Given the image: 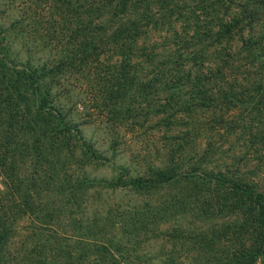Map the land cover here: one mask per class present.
Segmentation results:
<instances>
[{"label":"trees","instance_id":"16d2710c","mask_svg":"<svg viewBox=\"0 0 264 264\" xmlns=\"http://www.w3.org/2000/svg\"><path fill=\"white\" fill-rule=\"evenodd\" d=\"M263 159L264 0H0V264H264Z\"/></svg>","mask_w":264,"mask_h":264},{"label":"rangeland","instance_id":"374dc122","mask_svg":"<svg viewBox=\"0 0 264 264\" xmlns=\"http://www.w3.org/2000/svg\"><path fill=\"white\" fill-rule=\"evenodd\" d=\"M179 1L181 2L182 0H179ZM184 1L185 2H196L197 0H184ZM78 110H79V107H78ZM72 115L74 116V118L76 120H78L80 122L83 133L86 136L91 137V139H93L95 141V144H97L99 146V148L105 149L106 148V143H105L106 135H105V132L102 128V125H100L99 123L93 122V121L88 123L86 118L89 119V116L88 115H82L81 111H74V112H72ZM145 127H147V126H145ZM145 127L142 126L136 132L133 131V133L127 132L123 141H122V138L120 139L121 141L119 143V146L123 147L124 151L123 152L120 151L119 153L115 154V156H113V159L115 160L116 163L117 162H120V163L131 162V159L129 156L130 152H134V151L137 152L138 150L142 151L143 149L151 150V149H149V147L151 145V143H149L150 141L148 142L149 145L146 144L145 147L143 146V144L145 143L143 137L146 138L147 135H152L151 140L154 139L157 142V140L159 138L158 137L159 133L154 131V129H145ZM144 134H147V135H144ZM155 137H157V138H155ZM230 138H232V136L229 137V139ZM234 143L237 144L238 142L234 141ZM157 144H159V143L157 142ZM109 153H110L109 151L106 152V154H108V155H109ZM124 164H126V163H124ZM260 168H261V172L264 173V159H263V161H261ZM92 173L96 176L108 177V176L113 174V170L109 164H98L95 167H93ZM107 193L109 194L110 197H113V196L116 197V195L113 194L114 192H110L109 190H107ZM26 230L27 229H25V231ZM160 243H162L160 240H155L154 242H152L147 247V249L150 250V252L153 254V256L151 258H149L146 263H145V260L147 259V257L142 258V261H141V262H143L142 264H161L162 256L157 255L158 251L160 250V247H159L161 245ZM164 245H163V248H164ZM168 247H170L169 244H167L165 246L166 249ZM142 252H144V250H142ZM182 259H184V260H182ZM182 259H181L182 261H180V264H187L188 263V259H186V258H182ZM195 261H194V263H195Z\"/></svg>","mask_w":264,"mask_h":264}]
</instances>
